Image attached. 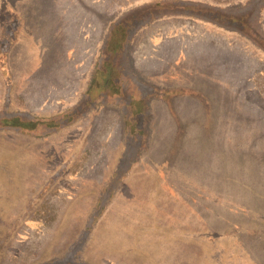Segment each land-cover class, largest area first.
Segmentation results:
<instances>
[{
    "label": "rangeland",
    "instance_id": "obj_1",
    "mask_svg": "<svg viewBox=\"0 0 264 264\" xmlns=\"http://www.w3.org/2000/svg\"><path fill=\"white\" fill-rule=\"evenodd\" d=\"M139 1L0 0V121L78 114L109 23ZM200 1L232 11L169 4L123 42L157 89L145 125L90 96L44 139L0 131V264L63 259L84 227L89 264H264V0Z\"/></svg>",
    "mask_w": 264,
    "mask_h": 264
},
{
    "label": "trees",
    "instance_id": "obj_2",
    "mask_svg": "<svg viewBox=\"0 0 264 264\" xmlns=\"http://www.w3.org/2000/svg\"><path fill=\"white\" fill-rule=\"evenodd\" d=\"M169 4L177 6L175 9L188 13L189 16H197L195 12H193L194 9H198L199 12H201V9L204 11L209 10L208 12L205 11L204 14L210 17L211 20H219L220 23H225L223 20L226 18L223 15H226L228 11H232L227 7H217L213 4L204 3L200 0H142L134 5H131V7L126 9L128 10L127 12H124L122 16L117 17L109 23V31L106 34L107 40L105 39V44H102L100 52V72L96 74V78L93 81L94 87L92 91L87 89V94L83 96L84 98L81 102L82 104L80 103L83 108L79 109L78 114L73 115L74 111L73 109H70V112L67 111V114L70 117L65 120L61 118L62 120L60 121L52 119V123H49L48 125L46 122L41 121L42 118L40 117L34 118L32 121H28L26 118L22 117V115L18 114L15 115V118H12L13 120L11 121H9V118L4 120L2 119L0 121V131L12 130L31 136L34 139H44V136H49L50 133L57 132L70 126L77 119L93 109V104H95L96 107V104L107 102L109 104L114 102L112 104H116L117 106L123 108L129 122L134 123V115L138 116L139 114L143 124L145 125L149 115V112H146V103H148L151 97L155 98L157 96V89L149 87L147 84L140 82L135 76L131 75L129 68L127 67V60H124L126 52L124 55L123 48L126 41L128 42L126 44L129 45L131 38H133L138 31L143 29L144 26L146 27L155 21L160 12H167V10L170 9L167 8ZM244 8H249V5H245ZM212 12L219 13V16H213ZM262 45L264 46V43H262ZM113 86L117 88V91H113ZM90 96L93 100V104L90 101ZM7 97H9V94H7ZM133 100L140 101L141 105H139V108L133 104ZM139 127H141L139 128L141 132L144 131L142 125ZM54 181L55 178L49 179L48 184L38 191V196H44ZM112 186H114V184H112ZM105 195L106 194L104 193L101 200H99L96 209L97 211L101 208L102 204H104L103 198ZM18 222H21V217L18 219ZM91 230L92 229L89 227L83 228L78 239L67 251V254L63 257V259L58 258L55 260H49L41 264H89L87 261L82 260V258L80 259L79 255L84 249V243L87 238H89Z\"/></svg>",
    "mask_w": 264,
    "mask_h": 264
}]
</instances>
